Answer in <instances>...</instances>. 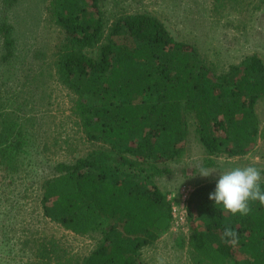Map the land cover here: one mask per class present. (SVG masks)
<instances>
[{
  "label": "trees",
  "instance_id": "16d2710c",
  "mask_svg": "<svg viewBox=\"0 0 264 264\" xmlns=\"http://www.w3.org/2000/svg\"><path fill=\"white\" fill-rule=\"evenodd\" d=\"M18 1L4 0L8 7ZM100 2H48L49 18L63 34L57 77L74 93L72 116L98 148L57 163V175L43 184L41 203L52 221L97 237L95 251L80 264H136L138 251L168 230L171 205L157 179L170 171L160 162L180 155L189 128L207 166L222 153L244 155L257 141L264 62L252 55L218 75L197 47L177 41L157 16L125 14L109 25ZM0 36L4 69L15 56L14 27L6 18ZM2 122L1 171L18 173L22 149L15 139L23 127L6 117ZM216 183L200 185L188 201L194 263L213 264L209 256L231 261L238 250L246 258L237 264H264V206L256 202L249 216H232L209 199ZM226 226L239 234L235 247L224 242Z\"/></svg>",
  "mask_w": 264,
  "mask_h": 264
},
{
  "label": "rangeland",
  "instance_id": "374dc122",
  "mask_svg": "<svg viewBox=\"0 0 264 264\" xmlns=\"http://www.w3.org/2000/svg\"><path fill=\"white\" fill-rule=\"evenodd\" d=\"M49 1L19 0L8 7L0 0V23L6 18L15 37V56L4 69L0 65V133L5 117L23 127L21 137L15 139L22 149L21 169L3 173L0 166V264H80L97 244L92 234L76 233L46 217L41 203L43 184L57 175V163L73 161L98 148L72 116L74 93L57 77L56 53L63 34L49 18ZM100 6L109 25L125 14L152 13L177 41L197 47L218 75L252 55L264 62V0H227L218 5L213 0H101ZM4 52L0 36V63ZM257 114L260 132L248 152L222 153L214 166H207V155L190 118L192 126L180 155L160 162L170 171L157 179L171 205L168 230L138 251L136 264H157L158 259L164 264H195L188 222L190 194L237 166L264 170V99L257 105ZM200 168L214 173L203 177ZM201 256L207 258L204 252ZM211 258L213 264H237L246 256L237 250L231 261Z\"/></svg>",
  "mask_w": 264,
  "mask_h": 264
},
{
  "label": "clouds",
  "instance_id": "9594fccd",
  "mask_svg": "<svg viewBox=\"0 0 264 264\" xmlns=\"http://www.w3.org/2000/svg\"><path fill=\"white\" fill-rule=\"evenodd\" d=\"M260 168L247 165L237 166L220 173L214 192L209 199L215 205H221L223 210L232 216L247 217L252 213V204L258 202L264 206V176ZM214 172L207 168H200L199 175L208 177ZM224 242L230 246L239 244V234L226 226L223 231ZM157 264H164L158 259Z\"/></svg>",
  "mask_w": 264,
  "mask_h": 264
}]
</instances>
